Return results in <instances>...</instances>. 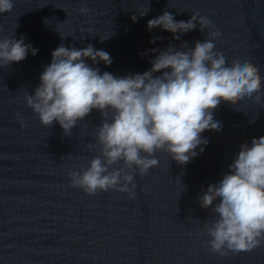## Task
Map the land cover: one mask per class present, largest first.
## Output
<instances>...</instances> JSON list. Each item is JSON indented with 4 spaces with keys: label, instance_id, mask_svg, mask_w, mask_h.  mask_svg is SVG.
<instances>
[{
    "label": "water",
    "instance_id": "1",
    "mask_svg": "<svg viewBox=\"0 0 264 264\" xmlns=\"http://www.w3.org/2000/svg\"><path fill=\"white\" fill-rule=\"evenodd\" d=\"M163 11L177 21L207 16L221 33L216 50L229 61L247 58L264 76V0H14L0 14V38L24 34L39 49L0 68V264H264V244L238 254L211 252L212 206L198 200L229 170L242 143L264 136V103L247 97L222 102L214 118L223 126L201 134L207 138L203 152L184 165L154 153L158 164L134 177L133 199L115 190L87 195L70 185L68 173L100 154L98 111L66 136L55 121L42 125L26 106V92L39 84L42 66L61 43L107 51L112 63L97 67L124 76L150 67V57L140 55L145 49L192 47L205 38L199 26L180 40L159 28L148 32L147 20ZM153 37L161 39L150 44Z\"/></svg>",
    "mask_w": 264,
    "mask_h": 264
},
{
    "label": "clouds",
    "instance_id": "2",
    "mask_svg": "<svg viewBox=\"0 0 264 264\" xmlns=\"http://www.w3.org/2000/svg\"><path fill=\"white\" fill-rule=\"evenodd\" d=\"M13 6L14 0H0V14ZM80 11L88 9L81 7ZM130 19L136 22L137 16ZM197 26L206 35L192 47L187 42L179 48L169 43L163 49L141 52V56L150 57V67L143 73L116 76L102 72L97 65H110V54L91 44L76 48L61 43L51 51L39 84L31 94L26 92V106L42 125L55 121L66 136L93 110L102 118L95 133L100 154L86 168L68 173L72 187L87 195L115 190L133 199L134 177L145 175L158 164L154 153L163 151L184 165L203 152L207 138L201 134L223 126L222 119L214 118V110L222 102L247 97L264 103V76L259 68L245 57L229 61L216 50L215 41L221 33L214 30L207 16L192 13L187 21H177L163 11L145 25L148 32L155 28L169 32L173 40H180ZM160 39L153 37L149 43ZM38 51L26 42L24 34L2 37L0 68ZM16 115L23 127L24 118ZM116 164L120 167H112ZM228 169L198 196L200 205H211L213 211L206 245L221 256L264 244V136L242 143Z\"/></svg>",
    "mask_w": 264,
    "mask_h": 264
}]
</instances>
